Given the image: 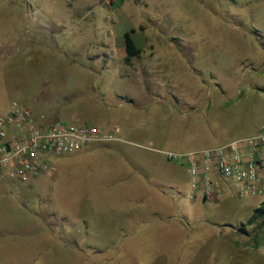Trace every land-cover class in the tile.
<instances>
[{"label":"rangeland","instance_id":"rangeland-1","mask_svg":"<svg viewBox=\"0 0 264 264\" xmlns=\"http://www.w3.org/2000/svg\"><path fill=\"white\" fill-rule=\"evenodd\" d=\"M12 5L59 32L15 53L26 18ZM130 28L142 52L126 64ZM15 99L39 120L118 126L124 139L0 179V264H264V216L248 221L264 191L189 197L185 167L157 151L260 130L264 0H0V114Z\"/></svg>","mask_w":264,"mask_h":264},{"label":"built area","instance_id":"built-area-1","mask_svg":"<svg viewBox=\"0 0 264 264\" xmlns=\"http://www.w3.org/2000/svg\"><path fill=\"white\" fill-rule=\"evenodd\" d=\"M101 1L110 4L117 0ZM119 132L118 126L104 130L78 121L39 120L23 103L12 100L0 114V179L25 181L49 175L56 158L94 143L117 140ZM164 155L185 167L189 197L217 201L229 185L239 196L264 191V123L247 137L188 152L165 151Z\"/></svg>","mask_w":264,"mask_h":264},{"label":"crops","instance_id":"crops-1","mask_svg":"<svg viewBox=\"0 0 264 264\" xmlns=\"http://www.w3.org/2000/svg\"><path fill=\"white\" fill-rule=\"evenodd\" d=\"M31 6V5H30ZM31 9V8H30ZM30 9L27 6L26 8H21L20 5H12L11 6V10L16 13L17 15H22L24 18H26L25 20H23L20 24H14L17 25L16 29H18V32L15 34V38H11L12 40H14L15 44L13 43V41L11 42V44L13 43V46H16L14 48V52L16 53V51H18L19 47H22L21 50H23V52H30L32 51V47L33 45L31 44H38V41L41 38L42 35H44V37H47V31L49 29H51V32L54 33L58 30H60V28L58 27H49L48 25H43V24H39V23H34L36 19L35 17L32 18H28V13L30 14ZM29 11V12H28ZM28 12V13H27ZM28 18V19H27ZM53 35V34H52ZM21 42V43H19ZM19 44V45H18ZM35 46V45H34ZM24 47V48H23ZM122 104L121 102H118V105ZM124 138L120 137L118 138V140H123ZM229 142V141H228ZM92 146V145H91ZM91 148V147H90ZM89 148V149H90ZM88 149V150H89ZM158 152H160L161 154L164 155V151H162L161 149L157 150ZM188 152V151H186ZM158 159H160L161 161H164L165 163L171 164L174 167H180L178 166L179 164L177 162H173L171 160H168L165 155L162 157H159ZM188 175V174H187ZM189 180V178H188ZM4 233V232H3ZM7 238L5 239H1L0 240V245L2 244L3 246H1V248H3V251L5 250V245L3 243H7L8 241H6ZM9 243V242H8ZM5 264H9L8 262H5Z\"/></svg>","mask_w":264,"mask_h":264},{"label":"trees","instance_id":"trees-1","mask_svg":"<svg viewBox=\"0 0 264 264\" xmlns=\"http://www.w3.org/2000/svg\"><path fill=\"white\" fill-rule=\"evenodd\" d=\"M134 31L135 30L133 28H130L129 30L123 33V47L125 52L123 60L126 64H131L132 60L134 58H138L142 52V50L140 49V47L136 45L132 37V33H134ZM128 101L132 102V99H129ZM263 216H264V200L259 207L254 209L253 214L251 215L248 221L249 223H252L257 218Z\"/></svg>","mask_w":264,"mask_h":264}]
</instances>
